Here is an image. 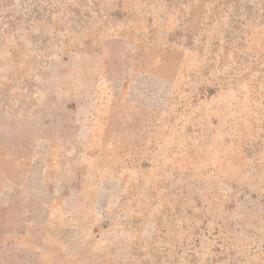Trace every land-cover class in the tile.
<instances>
[{"label": "rangeland", "instance_id": "374dc122", "mask_svg": "<svg viewBox=\"0 0 264 264\" xmlns=\"http://www.w3.org/2000/svg\"><path fill=\"white\" fill-rule=\"evenodd\" d=\"M0 264H264V0H0Z\"/></svg>", "mask_w": 264, "mask_h": 264}]
</instances>
